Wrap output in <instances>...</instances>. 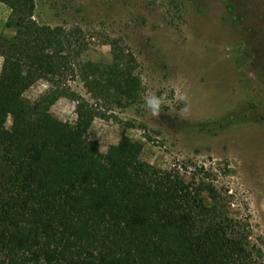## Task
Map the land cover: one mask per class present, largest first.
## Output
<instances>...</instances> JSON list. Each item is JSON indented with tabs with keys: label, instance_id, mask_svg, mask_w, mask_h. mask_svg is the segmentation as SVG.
I'll list each match as a JSON object with an SVG mask.
<instances>
[{
	"label": "trees",
	"instance_id": "obj_1",
	"mask_svg": "<svg viewBox=\"0 0 264 264\" xmlns=\"http://www.w3.org/2000/svg\"><path fill=\"white\" fill-rule=\"evenodd\" d=\"M0 2L15 31L0 36V264H251L199 183L146 162L127 135L106 152L89 140L94 111L60 87L82 32L39 24L35 0ZM111 45L106 83L135 99L141 81ZM39 80L55 90L31 103L24 93ZM70 93L74 125L48 114Z\"/></svg>",
	"mask_w": 264,
	"mask_h": 264
},
{
	"label": "rangeland",
	"instance_id": "obj_2",
	"mask_svg": "<svg viewBox=\"0 0 264 264\" xmlns=\"http://www.w3.org/2000/svg\"><path fill=\"white\" fill-rule=\"evenodd\" d=\"M35 5L39 24L82 32L84 46L74 50L76 66L60 87L94 111L89 140L106 152L127 135L144 145L146 162L199 183L230 233L253 254L251 264H264V0H35ZM10 15L0 2V36L15 34L7 26ZM112 41L141 81L135 99L116 95L106 83ZM3 61L0 56V73ZM53 90L55 85L39 80L24 98L33 103ZM71 93L48 114L74 125ZM153 93L163 98L158 118L144 107L143 97ZM185 107L189 111L182 116ZM11 125L9 118L6 126Z\"/></svg>",
	"mask_w": 264,
	"mask_h": 264
},
{
	"label": "clouds",
	"instance_id": "obj_3",
	"mask_svg": "<svg viewBox=\"0 0 264 264\" xmlns=\"http://www.w3.org/2000/svg\"><path fill=\"white\" fill-rule=\"evenodd\" d=\"M144 107L149 112L152 117L158 118L162 113L163 98L156 95L155 93L143 97ZM189 111L187 107L181 110V115L183 116Z\"/></svg>",
	"mask_w": 264,
	"mask_h": 264
}]
</instances>
